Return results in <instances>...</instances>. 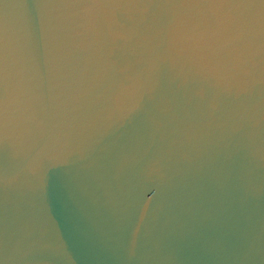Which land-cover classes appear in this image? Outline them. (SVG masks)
I'll list each match as a JSON object with an SVG mask.
<instances>
[{
	"label": "water",
	"instance_id": "water-1",
	"mask_svg": "<svg viewBox=\"0 0 264 264\" xmlns=\"http://www.w3.org/2000/svg\"><path fill=\"white\" fill-rule=\"evenodd\" d=\"M0 264H264V0H0Z\"/></svg>",
	"mask_w": 264,
	"mask_h": 264
}]
</instances>
